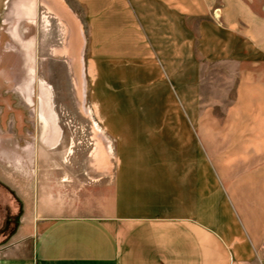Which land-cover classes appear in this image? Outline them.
Listing matches in <instances>:
<instances>
[{"label": "crops", "instance_id": "obj_1", "mask_svg": "<svg viewBox=\"0 0 264 264\" xmlns=\"http://www.w3.org/2000/svg\"><path fill=\"white\" fill-rule=\"evenodd\" d=\"M75 1L104 67L111 195L91 215L63 176L51 191L0 123V182L24 210L0 264H264V20L246 0ZM15 10L33 19L35 1ZM203 63L234 82L222 121Z\"/></svg>", "mask_w": 264, "mask_h": 264}, {"label": "rangeland", "instance_id": "obj_2", "mask_svg": "<svg viewBox=\"0 0 264 264\" xmlns=\"http://www.w3.org/2000/svg\"><path fill=\"white\" fill-rule=\"evenodd\" d=\"M34 1L32 19L17 15L19 0H0V123L10 139L2 143L21 156L40 154L38 173L48 178L51 191L62 186L63 176L65 190L75 192L81 204L91 200L95 215L109 200L115 170L114 143L103 130L102 58L89 49L85 11L75 0ZM246 1L264 20V0ZM68 16L77 30L73 37ZM201 69L209 108L217 107L208 121H222L224 107L234 99V82L206 63ZM227 85L230 90L223 92ZM219 99L223 105L216 104ZM14 125L20 128L12 135ZM23 214L15 192L0 182V247L17 231Z\"/></svg>", "mask_w": 264, "mask_h": 264}, {"label": "bare ground", "instance_id": "obj_3", "mask_svg": "<svg viewBox=\"0 0 264 264\" xmlns=\"http://www.w3.org/2000/svg\"><path fill=\"white\" fill-rule=\"evenodd\" d=\"M56 126H57V124H56ZM57 128H58V126H57ZM59 129V128H58Z\"/></svg>", "mask_w": 264, "mask_h": 264}]
</instances>
